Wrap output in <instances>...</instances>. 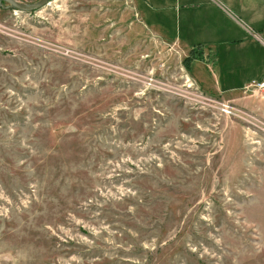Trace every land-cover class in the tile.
Instances as JSON below:
<instances>
[{"label":"rangeland","instance_id":"obj_1","mask_svg":"<svg viewBox=\"0 0 264 264\" xmlns=\"http://www.w3.org/2000/svg\"><path fill=\"white\" fill-rule=\"evenodd\" d=\"M185 59L133 0L0 3V264H264V121Z\"/></svg>","mask_w":264,"mask_h":264},{"label":"crops","instance_id":"obj_2","mask_svg":"<svg viewBox=\"0 0 264 264\" xmlns=\"http://www.w3.org/2000/svg\"><path fill=\"white\" fill-rule=\"evenodd\" d=\"M150 34L176 48L197 91L264 121V0H133Z\"/></svg>","mask_w":264,"mask_h":264},{"label":"water","instance_id":"obj_3","mask_svg":"<svg viewBox=\"0 0 264 264\" xmlns=\"http://www.w3.org/2000/svg\"><path fill=\"white\" fill-rule=\"evenodd\" d=\"M51 0H39L35 3L30 5L18 3L15 0H0V3L4 2L9 5L15 11L22 12V13H31L40 10L41 8L45 7Z\"/></svg>","mask_w":264,"mask_h":264},{"label":"built area","instance_id":"obj_4","mask_svg":"<svg viewBox=\"0 0 264 264\" xmlns=\"http://www.w3.org/2000/svg\"><path fill=\"white\" fill-rule=\"evenodd\" d=\"M253 87H257V88H262L264 86V84H254L252 85ZM218 109L221 113H223L224 115H228L229 117L232 116V117H240V118H250V116L235 108L233 105L229 104V103H226V102H218Z\"/></svg>","mask_w":264,"mask_h":264},{"label":"trees","instance_id":"obj_5","mask_svg":"<svg viewBox=\"0 0 264 264\" xmlns=\"http://www.w3.org/2000/svg\"><path fill=\"white\" fill-rule=\"evenodd\" d=\"M198 55H194V54H190L185 60H184V63L187 67V69H189V65L190 63L197 58Z\"/></svg>","mask_w":264,"mask_h":264}]
</instances>
